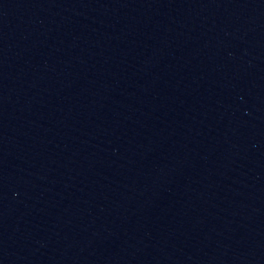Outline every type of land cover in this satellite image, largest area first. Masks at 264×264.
<instances>
[{
  "label": "water",
  "instance_id": "95a60500",
  "mask_svg": "<svg viewBox=\"0 0 264 264\" xmlns=\"http://www.w3.org/2000/svg\"><path fill=\"white\" fill-rule=\"evenodd\" d=\"M0 264H264V0H0Z\"/></svg>",
  "mask_w": 264,
  "mask_h": 264
}]
</instances>
